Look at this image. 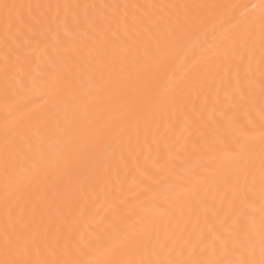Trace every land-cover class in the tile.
<instances>
[{"label": "bare ground", "instance_id": "obj_1", "mask_svg": "<svg viewBox=\"0 0 264 264\" xmlns=\"http://www.w3.org/2000/svg\"><path fill=\"white\" fill-rule=\"evenodd\" d=\"M24 262L264 264V0H0V264Z\"/></svg>", "mask_w": 264, "mask_h": 264}, {"label": "snow or ice", "instance_id": "obj_2", "mask_svg": "<svg viewBox=\"0 0 264 264\" xmlns=\"http://www.w3.org/2000/svg\"><path fill=\"white\" fill-rule=\"evenodd\" d=\"M2 7L4 9L5 19L9 20L12 18L13 11L17 8V5H10L5 3L2 5ZM24 264H28V262H24Z\"/></svg>", "mask_w": 264, "mask_h": 264}]
</instances>
